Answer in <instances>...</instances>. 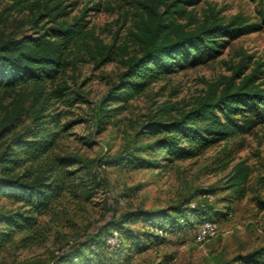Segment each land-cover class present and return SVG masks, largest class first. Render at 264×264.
Segmentation results:
<instances>
[{"label": "rangeland", "instance_id": "rangeland-1", "mask_svg": "<svg viewBox=\"0 0 264 264\" xmlns=\"http://www.w3.org/2000/svg\"><path fill=\"white\" fill-rule=\"evenodd\" d=\"M56 1L64 7L54 17L45 14L44 8L12 7L9 0H0V34L34 33L42 25H52L62 19L71 21L85 12L86 28L93 33L72 43L68 50L72 64L64 73L71 87L84 99L72 104L67 101L55 104L62 111L61 123L71 121V126L60 132L54 151L77 156L76 166L80 169L72 179V186L56 201L53 211L39 217L49 225L46 240L27 243L21 238L22 232H16L0 249V264H54L60 251L88 237L113 215L139 207L164 208L185 199H191L190 205L205 203L206 213H190V225L164 231L160 241L145 239L144 231H155L151 224L140 218L130 222L133 231L143 232L140 233L142 248L130 250L129 243L134 239L122 231V249L113 256L111 264H248L237 259V255L264 245V207L258 203L259 198H264V123L250 132L212 144L193 157L169 161L162 153L144 149L138 154L155 157L156 164L113 161L121 152L144 147L155 137L144 126L148 119L172 118L203 93L209 81L232 73L240 61L247 65L243 67L245 72L256 67L261 75L259 79H264V0L188 3L191 14L178 16L186 27L195 26L212 10L224 17L242 13L261 25L233 39L217 57L154 80L131 98L125 108L110 116L105 125L99 117L101 100L119 78L124 56L114 46L112 58L98 65L102 45L95 36L107 45L124 41L134 26L137 2L48 0V3ZM36 15L39 17L34 22ZM130 50H135L133 44ZM0 102L1 119L6 110L4 106L12 105V95L4 88H0ZM28 123L30 118L23 116L12 133L0 139V150L13 133ZM227 150L233 158L224 167L218 157ZM242 158L247 159L252 171L245 195L236 197L226 180L233 164ZM17 205L12 199L0 196V210ZM228 206L232 214L226 216L221 212ZM205 219H216L218 230L199 239L198 228Z\"/></svg>", "mask_w": 264, "mask_h": 264}, {"label": "trees", "instance_id": "trees-1", "mask_svg": "<svg viewBox=\"0 0 264 264\" xmlns=\"http://www.w3.org/2000/svg\"><path fill=\"white\" fill-rule=\"evenodd\" d=\"M197 1L136 0L137 17L124 41L107 45L94 35L102 45L98 65L112 58L114 46L124 56L119 78L101 100L99 117L103 125L154 80L217 57L233 39L261 25L242 13L224 17L212 10L195 26L186 27L178 16L191 14L187 4ZM9 2L12 7L44 8L45 14L54 17L64 7L60 1L51 5L48 0ZM84 14L76 15L71 21L62 19L52 25H42L34 33L0 34V88L12 95V105L4 106L6 110L0 119V139L12 133L23 116L30 118V123L13 133L0 150V196L18 204L13 209L0 210V249L16 232H22L21 238L27 243L46 240L49 225L39 217L53 211L56 201L72 186V179L80 169L76 166L77 156L54 151L60 132L71 126V121L61 123L62 111L55 104L59 101L72 104L84 99L64 76L72 64L68 56L72 43L93 33L86 28ZM131 44L135 47L133 51ZM244 66L247 65L240 61L232 73L209 81L206 90L172 118L148 119L144 126L155 137L144 147L121 152L113 162L156 164L155 157L138 154L144 149L162 153L169 161L193 157L212 144L263 124L264 79H259L261 75L256 67L245 72ZM218 158L226 167L233 157L227 150ZM251 171L245 158L233 164L226 182L236 197L245 195ZM190 201L185 199L157 209L139 207L113 215L88 237L60 251L54 264H111L113 256L122 249V231L134 239L129 243L130 250L142 248L140 233L143 232L133 231L130 222L140 218L151 224L155 231H144L145 239L160 241L164 231L190 225V213H206L205 203L190 205ZM258 203L264 207V198H259ZM230 211L228 206L221 213L228 216ZM114 229L120 233L117 249H111L107 243V234ZM237 259L248 264H264V245L238 254Z\"/></svg>", "mask_w": 264, "mask_h": 264}, {"label": "built area", "instance_id": "built-area-1", "mask_svg": "<svg viewBox=\"0 0 264 264\" xmlns=\"http://www.w3.org/2000/svg\"><path fill=\"white\" fill-rule=\"evenodd\" d=\"M232 214V211L229 212V215ZM218 230V221L216 219H205L198 228V238L203 239L209 235L214 234ZM107 243L111 249H117L120 245L119 233L116 230H113L107 236Z\"/></svg>", "mask_w": 264, "mask_h": 264}]
</instances>
